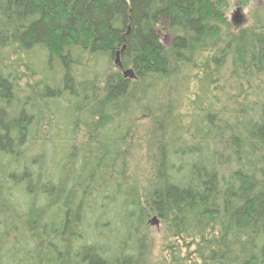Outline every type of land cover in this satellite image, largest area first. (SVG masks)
<instances>
[{
    "label": "trees",
    "instance_id": "1",
    "mask_svg": "<svg viewBox=\"0 0 264 264\" xmlns=\"http://www.w3.org/2000/svg\"><path fill=\"white\" fill-rule=\"evenodd\" d=\"M220 4L0 0V264H145L148 214L164 264H264V23L234 33Z\"/></svg>",
    "mask_w": 264,
    "mask_h": 264
},
{
    "label": "rangeland",
    "instance_id": "2",
    "mask_svg": "<svg viewBox=\"0 0 264 264\" xmlns=\"http://www.w3.org/2000/svg\"><path fill=\"white\" fill-rule=\"evenodd\" d=\"M220 4L221 12L224 15L225 20L229 21L233 26V32H241L246 31L250 33L249 35H256L258 33L257 23H264V0H213ZM240 9V16L242 18V23L240 25H235L234 23V15L237 9ZM0 23L1 20H0ZM3 24V23H2ZM161 36V42L165 47H169L171 45V40L165 31L159 30ZM129 70H123V74L128 72ZM25 83L32 84V80H23L19 85L20 88L24 90ZM225 85V84H224ZM230 86H224L221 89V92L225 94L231 93L232 90L229 88ZM145 120V119H144ZM138 130L140 135H154V131H151L152 123H144L143 121H139ZM155 124V123H154ZM151 131V134H150ZM76 143L78 145L81 144L83 140L82 133L75 136ZM147 139L148 142L137 141L135 147H132L133 151L131 157L129 159V172H128V187L131 188L132 192L138 195V198L141 199L145 204L148 203L149 194L152 189L156 186L157 181L154 173V160L155 153L158 148V144L151 140ZM134 146V144H132ZM80 148V147H79ZM148 213V212H146ZM157 218L156 215H147L144 227H143V236L146 241V263L145 264H164L165 263V253L164 249L167 244L168 237L165 233V229L163 224L158 220V225H154L152 220Z\"/></svg>",
    "mask_w": 264,
    "mask_h": 264
},
{
    "label": "water",
    "instance_id": "3",
    "mask_svg": "<svg viewBox=\"0 0 264 264\" xmlns=\"http://www.w3.org/2000/svg\"><path fill=\"white\" fill-rule=\"evenodd\" d=\"M240 12H241V10L238 8L237 11H236V13H235V15H234V23H235V25H237V26L240 25V24L242 23V18H241V16H240ZM115 64H116L119 68H122V66H121V64H120V61H119V54H117ZM128 74H129V72H126V73L124 74L125 77H127ZM152 223H153L154 225H158V220H157V218H154V219L152 220Z\"/></svg>",
    "mask_w": 264,
    "mask_h": 264
}]
</instances>
